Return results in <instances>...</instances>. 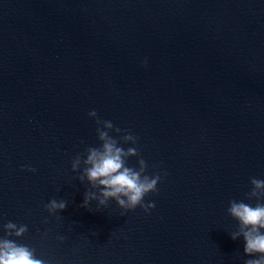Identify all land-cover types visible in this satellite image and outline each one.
Listing matches in <instances>:
<instances>
[{"label":"water","instance_id":"95a60500","mask_svg":"<svg viewBox=\"0 0 264 264\" xmlns=\"http://www.w3.org/2000/svg\"><path fill=\"white\" fill-rule=\"evenodd\" d=\"M92 110L139 137L146 174L167 173L149 213L81 206L90 186L71 162L100 146ZM252 177L264 0H0V236L27 225L11 239L48 264H244L227 209L255 205ZM53 198L68 204L50 215Z\"/></svg>","mask_w":264,"mask_h":264},{"label":"clouds","instance_id":"9594fccd","mask_svg":"<svg viewBox=\"0 0 264 264\" xmlns=\"http://www.w3.org/2000/svg\"><path fill=\"white\" fill-rule=\"evenodd\" d=\"M146 65L147 59L144 61ZM88 116L96 122V133L101 143L99 147H87L84 153H78L71 162L72 171L80 172L77 179L81 183L87 181L90 186L81 206L88 208L90 202L96 201L98 211L107 206L110 200H115L125 212L140 207L146 214L149 213L155 208V203L145 204L144 198L158 193L157 185L163 182L167 173L146 174L148 165L136 146L139 140L137 135L128 129L114 127L112 121L101 119L96 110L90 111ZM111 132L116 133V136L110 135ZM124 144L132 146L125 149ZM130 157L138 158V167L128 166ZM25 169L33 173L37 171L30 165H22L21 170ZM250 183L252 187L246 199L255 200L254 206L243 200L229 201L227 211L238 222V230L230 233V236L233 240L243 237L244 252L252 257L245 260L244 264H264V179L252 177ZM67 204V200L53 198L44 208L50 215H55L63 211ZM57 219H60L58 215ZM2 228L4 235L0 236V264H48L47 260L37 257L35 248L17 242L28 232L27 225L8 221ZM58 239L63 241L65 237L60 236Z\"/></svg>","mask_w":264,"mask_h":264}]
</instances>
